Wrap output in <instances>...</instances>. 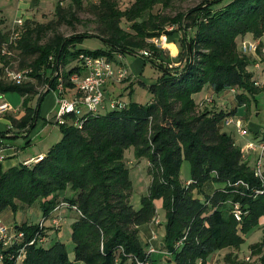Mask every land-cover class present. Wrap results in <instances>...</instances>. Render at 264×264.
Returning a JSON list of instances; mask_svg holds the SVG:
<instances>
[{"label":"trees","instance_id":"1","mask_svg":"<svg viewBox=\"0 0 264 264\" xmlns=\"http://www.w3.org/2000/svg\"><path fill=\"white\" fill-rule=\"evenodd\" d=\"M179 1L135 0L123 9L118 0H99L87 8L94 16L96 33L86 31L70 37L47 34L77 20L75 8L82 9V0H72L75 8L58 5L56 21H25L16 39L0 13V93L22 96L25 115L19 120L11 118L20 130L35 128L41 99L55 91L56 73L63 69L68 78L79 72L77 59L82 53L120 64L117 54L141 56L140 51L146 50L151 56L143 58L163 71L159 82L148 87L152 95L149 104L132 102L123 109L104 106L99 113L84 116L81 129L75 125L79 118L69 113L66 122L59 125L62 139L43 160L10 169H4L0 162V213L8 209L15 213L20 204L32 206L40 201L44 218L50 219L60 204L59 195L73 190L75 196L65 200L78 214L71 225L74 262L153 264L140 240L139 228L154 221L158 200L166 217L163 249L174 256L176 264H208L214 253L240 249L245 235L264 217V194L254 197L252 189L228 186L239 181L251 188L260 184L254 175L256 157L253 161L245 158L242 147L223 130L225 118L235 117L236 109L201 112L193 98L206 85L216 94L237 90V106L250 112L262 89L248 69L253 59L241 53L239 46L247 35L255 40L264 35V0H201L174 15L153 12L156 6L164 11L172 9ZM122 21L130 25L129 31L121 26ZM174 35H179L181 53L179 65L170 68L159 62L162 51L149 41ZM87 38L101 40L109 50L77 49ZM9 41L17 43L20 56L16 72L26 74L21 84L6 77L8 70L15 71L7 68L11 61L1 54ZM262 47L259 44L257 52L264 60ZM36 84L50 89L40 93ZM66 87L74 85L68 81ZM104 91L106 95V88ZM34 96L39 97L36 108L29 105ZM4 134L0 132V137ZM132 147L138 160L146 158L150 164V186L139 209L132 204L134 191L125 161V152ZM184 161L191 169V180L185 182L181 176ZM215 183L222 187L208 194V185ZM232 203H240L247 212L241 222L231 214ZM15 230L23 232L24 238L5 251L2 264H15L8 254H17L25 245L21 264H74L65 243L57 241L45 247L47 232L40 231V225L25 222L15 224ZM38 233L46 242L28 245ZM263 249L264 240L251 245L252 253L261 255V264ZM224 261L249 264L233 252L227 253Z\"/></svg>","mask_w":264,"mask_h":264},{"label":"rangeland","instance_id":"2","mask_svg":"<svg viewBox=\"0 0 264 264\" xmlns=\"http://www.w3.org/2000/svg\"><path fill=\"white\" fill-rule=\"evenodd\" d=\"M118 1H119V6L123 9L131 6L135 2V0H118ZM200 1L201 0H181V1L177 2L175 7L172 9L164 11V10H162L161 6H156L153 12L154 13H158V12L164 13L165 12L167 14L174 15L178 11L187 10L188 8L195 6ZM98 2H99V0H83L82 1V9L78 10L77 8H75V5H73L72 0H56L54 2L49 0V2H45L41 8H38V5L36 4L35 5L36 7H34V9L29 10L32 12L33 19L27 20V21L29 23H32V24H34V23L46 24L50 21H56L57 20L56 8L58 5H61L65 9L72 6L76 9L77 20L73 21L72 24H62V25L55 27L54 31H50L47 34V37H52L54 32L62 34L65 37H70L76 33H83L86 31L90 32V33H96L97 25L94 23V16L87 10V8L90 5L98 3ZM10 5H11V3H6L3 1H0V9L5 8L7 6H10ZM13 6L15 7V5H13ZM36 8H38V9L35 10ZM6 14H7L6 17L8 18V21H10V22H12L14 20V18L17 17V15L15 14V8L8 10V12H6ZM24 25H25V23H24ZM121 26L128 31L130 30V25L126 21H122ZM6 29H8V30L10 29L9 33L11 34V36L14 34L13 33L14 31L19 32V31L23 30L22 28H20L19 26H16V25L15 26L7 25ZM13 29H15V30H13ZM152 40H150L149 42L154 44L159 50L162 51L161 56H163V58L159 62L161 64H163L165 67H170V68L171 67H177L178 64L176 65V61L178 60V57L171 59L172 58L171 52L173 50L175 51V49H177L178 55H180V53H181L180 44L178 42L179 35H174L173 37L167 38V41L165 42L166 44L164 43L163 45L161 44V40L159 41L158 44L153 43ZM169 43H173V44L169 47L168 46ZM10 44H11V41H9L8 44L4 45V47L1 50V54L5 55L6 57H9V59L11 61L10 65L7 68L18 71V70H20V66H19L20 56H19V52L17 51V43H14L11 45ZM259 44H261V43H257V41H247L244 39V41L240 43L239 50L241 53L246 54V55L250 56L251 58H253V57L258 58V57H260L258 52H257ZM77 49H87V50H91V51H96V50L108 51L109 50V48L106 47L103 44V42L97 38L85 39L82 44H79L77 46ZM126 60H127L129 72L131 73L132 69H134L136 71V73L134 75L135 79L133 78V80H126L124 82L117 83L118 85H115L116 89L112 88L110 90V91H112V95L108 94V96H106V98H107L106 103L107 102L110 103L113 100H121L127 104L132 103V102L138 103V104H143V105L149 104L150 101L152 100V95L149 92L148 87L151 85L157 84L159 82V80L163 76V71L139 55L127 54ZM261 62L264 64V60L261 59ZM184 65L185 64L183 63L182 66H180V67H183ZM263 68H264V65H263ZM251 72L253 73V71H251ZM61 74L65 75L66 72L62 69ZM36 85H37V90L40 93L45 91L44 84H39V85L36 84ZM8 93L10 95L17 96L19 101H21L22 96L19 93H17V92H8ZM231 93L233 95L237 94V92L236 93L231 92ZM49 97H53V101H54L53 102V108L54 109L50 115V119L52 120V124L47 126V128L45 129V132H44V134H42V136L36 138V141H34L35 143H37L39 140H41L42 138H44L47 135L50 137V141L55 143V144L57 142H59L62 138L60 126L55 123L57 110L59 107H58V105L55 104V96H54L53 91H50V92L45 94L44 98L46 100H43L44 103H43V101L40 102L39 109H40V111L42 110L44 112V108L42 107V104H44V107H45L47 105V103L49 102L48 101ZM33 101H34L33 104L37 106V104L39 103V97L35 96ZM206 102L209 103L210 101L208 100ZM211 103H212V101H211ZM20 107H22V105ZM199 107H201V106H199ZM202 107H204V106H202ZM251 107H252V115H253L254 123L261 124L262 119H264V91H262L257 96L255 102L253 101L251 103ZM107 108L110 109L109 104H108ZM256 109H258L257 112H255ZM198 111L202 112L201 109H198ZM43 112H42V114H43ZM258 113H260V115ZM43 118L46 119L45 116ZM237 119H240V118L237 117ZM240 120L242 122V119H240ZM242 125H244L243 122H242ZM226 127L227 128L230 127L229 132H233L235 130V129L233 130V128H235L233 125L225 126V128ZM225 128H223V129H225ZM235 133L237 134V131ZM151 134H152V132L150 130L149 136H151ZM235 140H240L239 141L240 143H238L237 141L236 142L238 143V145H240L242 147L244 146L243 145L244 142L241 140V138L238 135H237ZM25 150L27 151V149H25ZM243 156L245 158L248 157L247 152L244 151ZM253 159L254 158H252L251 161H253ZM125 161L127 163L129 173H130V180H131L132 185H133L134 193H133L132 201L134 202V204H137L136 206L140 207L139 199L142 196L148 194V190H149V186H150V176L148 173L150 164L146 158L138 160L134 155V148L133 147L128 149L125 152ZM181 176H182V179L184 180V182L190 176V164L187 161H184V163L182 165ZM219 188H221V185L218 183H215V184H212V189L207 188V192H208V194H211V193L215 192L216 190H218ZM61 195H63L64 199L60 200V204L65 203V205L63 207L70 208V207L66 206L67 205L66 200L72 199L75 196L73 190H71L69 188L64 193H61ZM8 210H9L8 214L10 213L11 216H9L7 214L9 216V221L4 220V222L12 231L15 230V224H22V223L28 221L29 222V223L27 222L28 224L40 225L42 223L43 219L46 220L44 218V215H43V212L41 209V202L40 201L36 202L32 206H27V205L25 206L23 204H20L19 209L15 213H13V211L11 209H8ZM224 210H226V209H224ZM25 211H27V213ZM157 212L158 213H157L156 219L152 222L154 224V228L151 230V233H150V237L152 236V232L156 233L158 236L157 240H152V242H151V244L156 249V251L159 248L158 243L160 242V239L161 238L163 239V237L165 235V223H166L165 211L162 208V206H158ZM15 218H16V221H15ZM50 220H52V219L51 218L47 219L45 222L46 228H44V231L46 232L48 229L47 233H48L49 238H50L47 241L45 247H48L53 242L55 243L56 241H61V242L66 244L67 249H68V253H70V255L71 254L73 255L74 244L72 243V240H71V228H70V226L68 225V223L62 224V219H61V225L57 229V230H60V229L61 230L58 234V238H56V236H55L56 232L54 231V225L55 224L53 225L52 221H50ZM156 220H159L160 223L157 224ZM10 221L12 222V224H10ZM257 228L258 227L254 228L251 232H249L248 234L245 235V238L247 240L246 246L244 247L245 250L248 249V243L255 242L254 240H256V238L259 237V235L257 234V231H256ZM161 235H163V236H161ZM148 240L149 239L146 240L147 245L142 244L145 248H147L146 251H148V246H149ZM250 249H251V247H250ZM226 254H227V252H222V254H220V255H224V256L223 257L221 256V258H219L218 261L223 260V262H225L224 258H225ZM259 255L260 254L252 253V250H251V254L249 255L248 261L245 258H244V260H242V259L240 260V258L237 255H236V257L244 263L261 264ZM152 258H154L153 264H176L174 256L171 254H168V253L166 255H164L159 251V252L153 253ZM210 259H211V257L208 258V261H210ZM0 263H2V262L0 261Z\"/></svg>","mask_w":264,"mask_h":264},{"label":"crops","instance_id":"3","mask_svg":"<svg viewBox=\"0 0 264 264\" xmlns=\"http://www.w3.org/2000/svg\"><path fill=\"white\" fill-rule=\"evenodd\" d=\"M0 1L6 2V3H11L10 6H7L5 8L0 9L1 16L5 19L4 26H7V25L13 26L15 20L20 19V18H22L24 21L33 19L32 12L29 10L34 9V7H36L35 6L36 4L38 5V8H41L45 2H49V0H25V1H22V0H0ZM50 1L54 2L56 0H50ZM13 5H15V7ZM14 8H15V14L17 15V17L14 18V20L12 22H10V21H8V18L6 17V15H7L6 12H8V10H11ZM38 8H36L35 10H37ZM244 38L247 41H257V43H261L263 45L262 52L264 54V35L259 40L253 39V37L250 35H247ZM172 44L173 43H169L168 46L170 47ZM178 56L179 55H178L177 49H175V51L173 50L171 52V57H172L171 59H174ZM116 57H117V55H116ZM162 58H163V56H160L158 58V60H162ZM252 59H253V64L248 69H249V71H253L254 81H256L258 83L259 87L262 89V91H264V68H263L264 64L261 62L260 57H258V58L253 57ZM121 62L125 63L128 66L127 60H126V55H123V59ZM177 64L179 65L178 60L176 61V65ZM135 73H136V71L134 69H132V72L130 73L131 77L129 80H133V78L135 79V76H134ZM115 85H118V84L117 83H114V84L109 83L106 86V96H108V94L112 95V91H110V90L112 88L116 89ZM231 92L236 93L237 90L233 91L230 89V90H227L221 94H216L209 86L206 85L201 92L194 94L193 98H194L196 104L198 105V109H201L202 112L203 111H213V112L224 111L225 113H229L230 111H233L236 109L237 112H236L235 117L242 119V122L244 123V126L248 131V135L245 137H241L238 133L237 134L235 133L236 132L235 128H233V130L235 129L233 132H229L230 127L229 128L226 127L223 130L231 133V135L233 136L234 139H236V137L238 135L241 138V140L244 142L243 145H245V143H247L248 141H254L257 144L261 143L262 142L261 141L262 140V133L264 132V119H262L261 124L254 123L253 115H252V107L250 108V112H248V114H247L245 106H241V107L237 106L238 104H237V101L235 99V95H233ZM53 93L55 96V104L58 105L57 94L54 91H53ZM75 93H76V90L74 88H68V92H67L66 96L68 97V99H71L75 95ZM34 97L32 98L31 102L29 103L30 107H32V108L37 107L36 105L33 104ZM43 100H46L44 98V96L41 99V101H43ZM208 100L210 101L209 103L206 102ZM48 101L49 102L47 103V105L45 107H44V104H42V107L44 108V112L42 110L40 111V109H39V117L35 123V128L33 130H30L29 132H27L26 130H20V129L14 127V125L11 121V118L19 120L25 115V110L23 107V98H21V101H19V99L15 95H10L9 93H5V94L0 93V103L1 102H7L12 108L10 111L5 112L4 114L0 115V132L5 133L4 136L0 137V162L2 163V166L4 169H10V168H13V167H16L19 165H26V163L29 161H32V164H34L33 161L36 158H38L41 155L46 156L49 153V151L51 150V148L55 145V143L50 141V137L48 135L45 136L44 138H42L41 140H39L37 143L34 142V141H36V138H38V137L42 136V134H44L47 126L52 124V120L50 119V115L54 109L53 108V102H54L53 97H49ZM211 101H212V103H211ZM150 102H152V100ZM43 103H44V101H43ZM21 105H22V107H20ZM199 106H201V107H199ZM202 106H204V107H202ZM58 107H59V105H58ZM105 107H108V102L105 103ZM257 111H258V109H256L255 112H257ZM42 112H43V114H42ZM57 113H58V110H57ZM258 114L260 115V113H258ZM44 116L46 117V119L43 118ZM256 134H258V137L255 136ZM235 141L240 143L239 142L240 140H235ZM25 149H27V151ZM255 157H256L255 154H252V155H249L247 159L251 160L252 158H255ZM189 180H191V169H190V176L186 179V181H189ZM221 187H222V185H221ZM207 188L212 189V185L211 186L208 185ZM62 199H64V197H63V195L60 194L59 195V201ZM140 200H141V198L139 199V204H140ZM132 204L134 205V207L136 209L140 208V207L136 206L137 204H134L133 201H132ZM155 204H156V208H158V206H162V201L158 200V201H156ZM8 212H9V210H6V211L0 213V219L3 222H4V220L9 221V216H11V214L10 213L8 214ZM25 212L27 213V211H25ZM56 216H59L62 219V224L68 223V225L71 228V225L77 219L78 214L75 210H73L71 208L62 207L57 211H53L50 214L49 218H54ZM15 221H16V218H15ZM27 222L28 221H26V223ZM10 224H12L11 221H10ZM263 227H264V217H262L260 219V224L256 230L259 237L256 238V240H254L255 242L248 243V249L247 250H245V248H244L246 246L247 242H245L241 246L240 249L222 250L220 252L212 254L210 256L211 259H210V261H208V264H224L223 260L218 261L219 258H221V256L222 257L224 256V255H220V254H222V252H227V253L233 252L234 255H237L240 258V260L241 259L244 260V258L245 259L249 258V255L251 254V249H250L251 245L262 242L264 240ZM153 228H154V224L152 222L145 224L139 228V237H140V240L143 244L147 245L146 240L149 239L151 230ZM60 230H56L54 228V231L56 232V235H55L56 238H58V234H59ZM47 231H48V229H47ZM161 236H163V235H161ZM49 239L50 238H49V235L47 233V241ZM162 240L163 239L161 238L160 242L158 243L159 248L157 249L156 252L160 251L162 254L166 255L167 252L165 251V249H163ZM53 243L50 244L48 247L52 246ZM146 249L147 248H145V250ZM263 253H264V249H263ZM69 257L74 262V253H73V255L72 254L70 255V253H69ZM259 257H260V255H259ZM152 260L154 262V258H152ZM0 264H2V263H0ZM74 264H84V263L74 262Z\"/></svg>","mask_w":264,"mask_h":264},{"label":"built area","instance_id":"4","mask_svg":"<svg viewBox=\"0 0 264 264\" xmlns=\"http://www.w3.org/2000/svg\"><path fill=\"white\" fill-rule=\"evenodd\" d=\"M25 1V0H22ZM25 21L20 18L14 22L13 26H19L23 28ZM15 30V29H13ZM12 38H17L20 34L19 32H13ZM161 40V44L163 45L167 41L166 36H162L160 39H153V43L158 44ZM141 57H150L151 53L149 51L143 50L140 51ZM117 59L121 62L123 59L122 54H117ZM77 64L80 67L79 72H74L68 78L65 75L61 74L62 69H59L56 73L57 84L55 91L57 94V103L59 105L58 113L56 115V123L58 125L64 124L66 122L65 116L69 113L75 114L79 119L76 121L75 125L78 128H82L84 123L83 117L87 114H97L100 110H102L106 103V95L104 89L109 83H121L126 81L131 77L128 66L121 62L120 64H116L115 61L109 60L107 57L103 56H93L90 54L82 53L79 55L77 59ZM6 77L8 80L13 81L16 84H21L26 79V74L24 72H16L8 70L6 72ZM70 82L74 85V89L76 90L75 95L68 99L67 92L68 87H66V83ZM258 85V83H256ZM49 87H46L45 90H49ZM234 91V90H233ZM109 104L111 109H123L127 106V103L121 100H113ZM12 108L7 102L0 103V115L5 112L10 111ZM225 125L230 126L233 125L237 131V133L241 137H245L248 135V131L240 119L236 117L230 116L225 118ZM247 152V156L255 154L256 161L254 166V175L260 181V184L256 188H251L248 183L244 181H239L236 184H228L229 187H245L246 189H252L254 197L264 194V142L259 144L254 141H248L243 147L242 152ZM44 156L41 155L36 158L33 163H37L43 160ZM27 166L32 165V161L26 163ZM190 184V182H188ZM67 204V203H66ZM65 205V203L59 204L56 206L54 211L59 210ZM70 207L68 204L66 205ZM71 208V207H70ZM73 210L77 211L76 207H72ZM247 212L244 211L243 206L240 203H232L231 206V214L234 218L241 222L244 215ZM52 223L57 230L61 225V218L56 216L51 218ZM156 219V218H155ZM154 219V220H155ZM47 220V219H46ZM43 219L40 224V231H44L45 222ZM157 224L160 223L159 220H156ZM24 238V233L16 230H10V228L0 219V261L2 262L7 255L5 251L13 248L15 245H19L22 243ZM158 236L156 233L152 232V236L149 238V246H148V255H152L156 252V249L151 244L152 240H157ZM46 242V237L42 236L38 233L35 238L28 243V245L44 244ZM25 246L21 247L20 250L16 253H9L8 258L10 261H15V264H21V261L25 255ZM249 258H247V261ZM142 264L141 262H138ZM148 264V263H146Z\"/></svg>","mask_w":264,"mask_h":264}]
</instances>
